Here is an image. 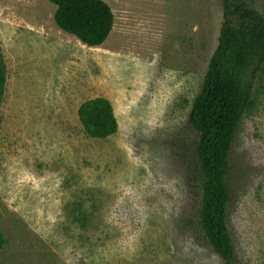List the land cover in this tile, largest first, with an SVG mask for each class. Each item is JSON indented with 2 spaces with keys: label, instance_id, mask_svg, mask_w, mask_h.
<instances>
[{
  "label": "rangeland",
  "instance_id": "374dc122",
  "mask_svg": "<svg viewBox=\"0 0 264 264\" xmlns=\"http://www.w3.org/2000/svg\"><path fill=\"white\" fill-rule=\"evenodd\" d=\"M105 1L113 30L90 47L56 25L53 3L0 0V264H225L196 225L189 122L222 1ZM98 96L118 121L107 138L78 114ZM253 99L229 158L237 264H264V76Z\"/></svg>",
  "mask_w": 264,
  "mask_h": 264
},
{
  "label": "trees",
  "instance_id": "16d2710c",
  "mask_svg": "<svg viewBox=\"0 0 264 264\" xmlns=\"http://www.w3.org/2000/svg\"><path fill=\"white\" fill-rule=\"evenodd\" d=\"M47 1L56 5V25L87 46L103 44L113 30L115 15L105 0ZM221 1L223 22L218 45L193 100L189 122L196 132L199 171L195 186L201 191L196 225L225 264H237L227 222L232 170L229 158L242 119L255 106L256 82L264 76V14L254 7V0ZM6 83L0 51V110ZM78 114L90 137L107 138L118 130L114 107L106 97L84 101ZM5 242L0 228V250Z\"/></svg>",
  "mask_w": 264,
  "mask_h": 264
}]
</instances>
